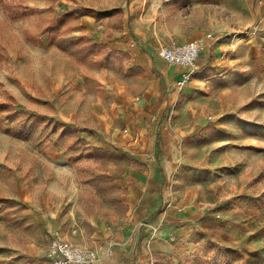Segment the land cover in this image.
<instances>
[{
	"label": "rangeland",
	"instance_id": "1",
	"mask_svg": "<svg viewBox=\"0 0 264 264\" xmlns=\"http://www.w3.org/2000/svg\"><path fill=\"white\" fill-rule=\"evenodd\" d=\"M184 2L0 0V264H51L53 230L121 212L123 154L93 145L91 114L113 110L118 86L132 103L151 85L131 50L155 59L170 38L212 31L207 8ZM246 29L213 31L221 53L201 81L163 92L176 101L154 125L179 151L168 188L190 211L154 264H264V50L252 55Z\"/></svg>",
	"mask_w": 264,
	"mask_h": 264
},
{
	"label": "crops",
	"instance_id": "2",
	"mask_svg": "<svg viewBox=\"0 0 264 264\" xmlns=\"http://www.w3.org/2000/svg\"><path fill=\"white\" fill-rule=\"evenodd\" d=\"M186 1L178 5L207 8V23L211 33L232 34V31L247 28L246 36L251 40L249 48L252 55L264 50V0ZM190 23L186 25L193 26ZM204 30L198 28L191 35L179 34L178 40L189 42L203 37L206 35ZM141 39L138 40L143 42ZM150 45L144 44V50L148 51ZM219 45L221 43L217 45L214 40L207 43L198 59L197 70L206 67L210 58L218 59L217 54L221 53ZM129 55L130 67L136 74L152 70L154 80L151 85L140 97H136L137 102L132 103L129 97L120 94L124 87L118 86L115 96L117 104L113 110L97 109L91 114L93 134L98 136L97 140H93V145L110 154H123L119 158L124 159V162L117 164L124 166L117 181L122 193L119 199L123 209L108 221L90 220L88 227L83 223L71 222L70 234L62 230L67 241L97 250L98 260L95 264H154L155 256L168 252V237L190 211L186 200L175 196L168 188V176L179 158V151L173 155V148L177 146L172 145L171 140L168 141L170 133L166 132L164 123L159 129V122L157 126L154 125V121L161 118L166 104L176 101L173 93L166 98L163 92L175 83L179 69L168 66L154 53L155 59L149 58V53L139 47L131 50ZM195 73L185 86L201 81V77H194ZM111 102H115L114 97ZM157 138H161L162 144L160 140L159 144L156 143Z\"/></svg>",
	"mask_w": 264,
	"mask_h": 264
},
{
	"label": "built area",
	"instance_id": "3",
	"mask_svg": "<svg viewBox=\"0 0 264 264\" xmlns=\"http://www.w3.org/2000/svg\"><path fill=\"white\" fill-rule=\"evenodd\" d=\"M213 40H215V36L211 32L189 42H179L170 38L167 44L154 48V55L168 66L179 69L175 85L177 88H182L191 80L198 68V59L206 49L207 43ZM131 46H133V42ZM46 257L52 264H95L98 260V252L73 244L67 241L58 230H53L46 250Z\"/></svg>",
	"mask_w": 264,
	"mask_h": 264
},
{
	"label": "trees",
	"instance_id": "4",
	"mask_svg": "<svg viewBox=\"0 0 264 264\" xmlns=\"http://www.w3.org/2000/svg\"><path fill=\"white\" fill-rule=\"evenodd\" d=\"M7 14H10V12L8 11H5ZM13 16H15V14H13ZM104 48L103 46H100L99 44H95V43H92L90 40H85L84 43H82V49L85 50L86 53H90V51L92 49H102ZM86 55V54H85ZM0 107L3 108V109H6L7 107H11L10 104H0ZM38 121L40 122H44L45 121V118H38L37 119ZM53 123V125H57V122L56 121H51ZM3 201V200H2Z\"/></svg>",
	"mask_w": 264,
	"mask_h": 264
}]
</instances>
